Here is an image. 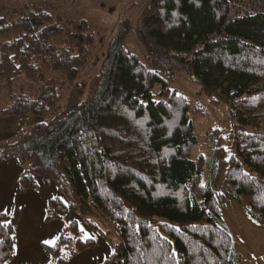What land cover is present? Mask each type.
Wrapping results in <instances>:
<instances>
[{
  "label": "trees",
  "instance_id": "trees-1",
  "mask_svg": "<svg viewBox=\"0 0 264 264\" xmlns=\"http://www.w3.org/2000/svg\"><path fill=\"white\" fill-rule=\"evenodd\" d=\"M228 10V0H151L137 29L149 66L120 31L86 81L78 79L102 40L93 24L35 4L0 8V89L9 98L0 117L22 120L16 140L0 142V161L26 165L20 192L56 187L47 218L79 213L109 247L102 264H235L227 200L264 225V14L228 20ZM177 71L212 103L229 104V155L215 128L208 156H193L189 104L169 87ZM22 76L44 82L16 92ZM28 117L36 121L24 129ZM94 215L113 222L117 241ZM18 217L17 207L0 212V264L15 257ZM96 242L73 219L46 248L53 264H67Z\"/></svg>",
  "mask_w": 264,
  "mask_h": 264
},
{
  "label": "rangeland",
  "instance_id": "rangeland-1",
  "mask_svg": "<svg viewBox=\"0 0 264 264\" xmlns=\"http://www.w3.org/2000/svg\"><path fill=\"white\" fill-rule=\"evenodd\" d=\"M150 1L151 0H0V8L3 12H8L13 8H21L25 5L35 4L47 9L50 8L64 18L85 19L93 24L102 37V40L94 43L90 63L83 69L78 79L88 81L100 69L108 44L120 31H123L125 35L124 44L138 56L141 62L149 66L144 48L137 38V29L140 24L142 12ZM92 60L97 63L91 64ZM47 76L59 78L60 73L50 70L47 72L46 77ZM43 82L44 79L33 81L22 76L14 83L13 89L18 92L20 88L24 87L25 90L28 91L40 86ZM169 87L171 92L181 95L189 104V114L197 137V144L193 148V156L199 154L205 157L208 156L211 142L209 133L215 132L213 131L215 128L219 130L222 137L221 143L224 147L225 154L229 155L232 143V123L229 116V104L225 102L217 104L212 103L209 97L201 92L194 79L184 71H177L174 73L173 77L169 80ZM156 89L155 87V91ZM67 92V84L61 85L60 105L64 103ZM8 102L9 98L5 90L0 89V109L4 108ZM35 121L36 119L28 117L26 121H24L26 123L24 129H28L29 125ZM14 129L15 124L12 123L10 129L5 132L12 133L6 134L5 136L0 134V137L4 136L0 139V142L15 141L20 130L17 129L18 131L14 132ZM206 172H208L207 165L203 173L206 174ZM21 175H23V173ZM38 181L41 182L40 180ZM45 187L49 198L57 197V195L55 196L49 191L48 185ZM222 210L224 223L233 241V251L236 259L235 264H264V225H259L254 222L247 215L244 208L234 200H227ZM29 212L30 211H27L25 215L31 220L27 215ZM47 212L48 215H51L52 208L47 207ZM92 218V222H95L108 237L115 241L119 239L114 229L113 222L97 215L92 216ZM49 219L50 222L42 227L43 229L46 228V230H50V232L42 231L45 235H48L45 236L46 241H53L51 236H56L54 238L55 242L64 226L67 225L69 221L76 219L79 222L81 235L83 237L93 235L96 238L97 244L89 251V254L92 255L91 258H93L92 264H96V262L97 264H102L99 253L101 252L104 242L102 243V241H100L101 236L99 234L89 229L90 226L79 216V213L71 212L62 218L51 217ZM32 222L33 221L29 222L23 219L20 220L16 225L17 240H21V238L25 236L31 237L29 233L38 230L37 227H30ZM57 227H59L57 230L52 231ZM54 242H52V244ZM53 263L54 261L51 260V264Z\"/></svg>",
  "mask_w": 264,
  "mask_h": 264
},
{
  "label": "crops",
  "instance_id": "crops-1",
  "mask_svg": "<svg viewBox=\"0 0 264 264\" xmlns=\"http://www.w3.org/2000/svg\"><path fill=\"white\" fill-rule=\"evenodd\" d=\"M12 123L15 124L14 132H16L21 127L22 120L13 116L0 117V134L5 136L12 133H5L10 129ZM4 136L0 137V139ZM24 170L25 165L18 158L0 161V212L10 213L17 207L19 209L17 224L23 219L29 222L33 221L30 227L38 228L36 232L31 231L29 233L31 237L25 236L21 240H17L16 238L15 257L6 264H49L51 263V256L46 247L54 242L56 236H51L53 241H46L45 236L48 235H45L42 231L50 232V230L43 229L42 227L50 222V219L47 218V207H49L50 198L44 185H41L38 190L19 191V178ZM48 186L49 191L53 195H59L55 186L50 184ZM27 211H30L27 215L31 220L25 215ZM58 228H54L52 231ZM100 241L104 242L99 253L100 260L103 262L105 256L108 254L109 247L104 240L100 239ZM90 250L78 253L67 264H92L93 258L89 254Z\"/></svg>",
  "mask_w": 264,
  "mask_h": 264
},
{
  "label": "built area",
  "instance_id": "built-area-1",
  "mask_svg": "<svg viewBox=\"0 0 264 264\" xmlns=\"http://www.w3.org/2000/svg\"><path fill=\"white\" fill-rule=\"evenodd\" d=\"M228 20H235L244 16L264 14V0H228Z\"/></svg>",
  "mask_w": 264,
  "mask_h": 264
}]
</instances>
